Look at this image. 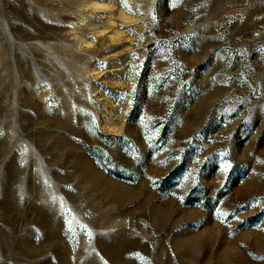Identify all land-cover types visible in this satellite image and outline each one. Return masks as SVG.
<instances>
[{"label": "rangeland", "instance_id": "374dc122", "mask_svg": "<svg viewBox=\"0 0 264 264\" xmlns=\"http://www.w3.org/2000/svg\"><path fill=\"white\" fill-rule=\"evenodd\" d=\"M0 264H264V0H0Z\"/></svg>", "mask_w": 264, "mask_h": 264}]
</instances>
